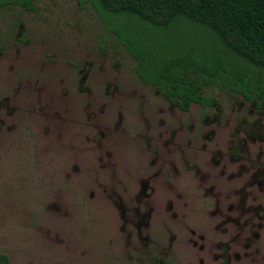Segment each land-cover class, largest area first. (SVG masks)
I'll return each mask as SVG.
<instances>
[{
	"label": "rangeland",
	"instance_id": "rangeland-1",
	"mask_svg": "<svg viewBox=\"0 0 264 264\" xmlns=\"http://www.w3.org/2000/svg\"><path fill=\"white\" fill-rule=\"evenodd\" d=\"M0 7V264H264V107L171 106L88 5Z\"/></svg>",
	"mask_w": 264,
	"mask_h": 264
},
{
	"label": "trees",
	"instance_id": "trees-1",
	"mask_svg": "<svg viewBox=\"0 0 264 264\" xmlns=\"http://www.w3.org/2000/svg\"><path fill=\"white\" fill-rule=\"evenodd\" d=\"M35 0H0L34 11ZM135 61L134 72L186 109L201 91L264 98V0H74Z\"/></svg>",
	"mask_w": 264,
	"mask_h": 264
},
{
	"label": "flooded vegetation",
	"instance_id": "flooded-vegetation-1",
	"mask_svg": "<svg viewBox=\"0 0 264 264\" xmlns=\"http://www.w3.org/2000/svg\"><path fill=\"white\" fill-rule=\"evenodd\" d=\"M32 12V11H31ZM145 85V84H144ZM157 92V91H156ZM158 93V92H157ZM225 93V92H224ZM159 94V93H158ZM228 97H230V99H236L237 97H239L240 99H242L243 100V102L244 103H246V104H250L251 105V107L253 108V109H256V110H258V109H260L261 107H264V98L262 99V100H260L259 99V97H257V96H254L252 99L251 98H247V97H245V96H243V95H241V94H238V95H233V94H227V93H225ZM160 95V94H159ZM161 96V95H160ZM201 96L202 97H205V96H203L202 94H201ZM162 97V96H161ZM163 98V97H162ZM206 98V101L207 100H209V97H205ZM164 99V98H163ZM165 100V99H164ZM167 101V100H166ZM168 102V101H167ZM213 99H212V102H205L204 104H199V103H193V104H197V105H199V106H201V107H204V106H209V105H212L213 104ZM171 106H173V107H175V108H177V109H179L180 111H182V112H187L188 110H189V108H190V106L192 105V104H190V106L188 107V108H186V109H180L179 107H177V106H175V105H173L172 103H170V102H168Z\"/></svg>",
	"mask_w": 264,
	"mask_h": 264
}]
</instances>
